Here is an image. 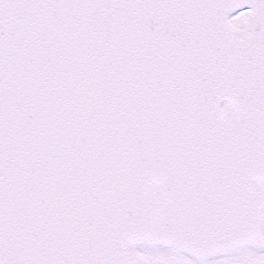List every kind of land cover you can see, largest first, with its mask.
I'll list each match as a JSON object with an SVG mask.
<instances>
[{
    "label": "snow or ice",
    "instance_id": "obj_1",
    "mask_svg": "<svg viewBox=\"0 0 264 264\" xmlns=\"http://www.w3.org/2000/svg\"><path fill=\"white\" fill-rule=\"evenodd\" d=\"M0 264H264V0H0Z\"/></svg>",
    "mask_w": 264,
    "mask_h": 264
}]
</instances>
